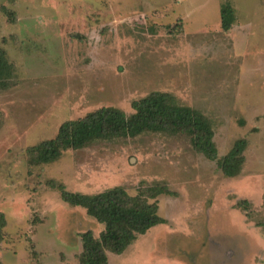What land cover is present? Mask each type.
Masks as SVG:
<instances>
[{
	"label": "rangeland",
	"instance_id": "374dc122",
	"mask_svg": "<svg viewBox=\"0 0 264 264\" xmlns=\"http://www.w3.org/2000/svg\"><path fill=\"white\" fill-rule=\"evenodd\" d=\"M2 264H79L81 235L104 226L48 185L97 195L123 187L158 198L166 225L109 264H264V0H0ZM172 92L214 120L219 158L247 139L227 178L188 136L147 134L67 151L31 167L28 149L103 107ZM244 201L249 203L244 206Z\"/></svg>",
	"mask_w": 264,
	"mask_h": 264
},
{
	"label": "trees",
	"instance_id": "16d2710c",
	"mask_svg": "<svg viewBox=\"0 0 264 264\" xmlns=\"http://www.w3.org/2000/svg\"><path fill=\"white\" fill-rule=\"evenodd\" d=\"M12 65L0 48V92L10 87ZM134 113L127 115L116 107H103L84 118L63 123L56 138L28 149L31 167L58 162L67 151L86 149L100 142L139 138L147 134L186 135L192 147L208 161L217 162L227 178L239 177L246 162L250 142L238 140L222 158L215 143L214 120L204 112L186 106L172 92H153L132 103ZM1 125V116H0ZM61 200L86 210L89 217L104 226L99 238L88 231L81 235L79 264H109V254L122 255L152 228L166 224L159 215L158 198L174 195L167 184L146 185L136 196L123 187H114L97 195L73 193L63 184L49 181ZM249 203L244 201V206ZM5 217L0 213V241ZM0 264L2 262L0 261Z\"/></svg>",
	"mask_w": 264,
	"mask_h": 264
},
{
	"label": "crops",
	"instance_id": "0c3cea01",
	"mask_svg": "<svg viewBox=\"0 0 264 264\" xmlns=\"http://www.w3.org/2000/svg\"><path fill=\"white\" fill-rule=\"evenodd\" d=\"M168 196H170V195H168ZM171 196H173V195H171ZM159 211H160V207H159ZM160 215V214H159ZM163 218V217H162ZM164 219V218H163ZM167 222V221H166ZM167 224V223H166ZM166 224H164V225H166ZM158 227V226H157Z\"/></svg>",
	"mask_w": 264,
	"mask_h": 264
}]
</instances>
